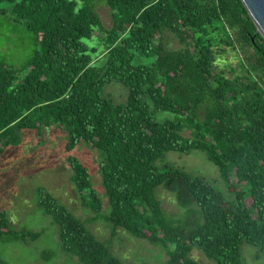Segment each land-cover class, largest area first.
<instances>
[{
  "label": "trees",
  "instance_id": "obj_1",
  "mask_svg": "<svg viewBox=\"0 0 264 264\" xmlns=\"http://www.w3.org/2000/svg\"><path fill=\"white\" fill-rule=\"evenodd\" d=\"M3 1L33 33L35 49L20 68L0 60V154L24 131L60 129L66 151L85 143L97 152L105 208L89 167L67 155L74 190L93 212L87 221L165 250L163 264H198L193 248L216 264H242L243 241L264 255V38L241 0H0L8 15ZM100 5L109 8L108 26ZM167 32L178 48L167 46ZM237 44L246 48L241 57ZM226 47L237 69L218 65ZM136 53L151 61L134 63ZM111 83L127 88L124 101L105 92ZM154 110L172 117L158 120ZM191 149L217 166L233 198L201 176L158 164L167 151ZM158 186L174 193L181 213L165 210ZM37 205L57 224L63 251L83 264H124L41 187ZM40 235L12 228L0 210V239Z\"/></svg>",
  "mask_w": 264,
  "mask_h": 264
},
{
  "label": "rangeland",
  "instance_id": "obj_2",
  "mask_svg": "<svg viewBox=\"0 0 264 264\" xmlns=\"http://www.w3.org/2000/svg\"><path fill=\"white\" fill-rule=\"evenodd\" d=\"M1 6L8 9V15L0 14V60L12 67L20 68L33 54L34 35L23 22L12 18L11 2L3 1ZM98 11L103 24L108 26L109 8L100 5ZM164 41L170 48L180 46L177 38L169 32L164 36ZM237 45L236 54L241 57L246 48ZM150 61V58L141 53H136L134 57V63ZM217 61L226 71L230 66L238 68L229 47L219 54ZM227 74L231 75L229 72ZM105 92L116 102L124 101L127 96V88L119 83L106 85ZM154 115L158 120L172 117V114L162 110H154ZM184 134L188 135L189 130L186 129ZM65 142V133L54 127L48 128L41 136L35 130H27L24 131L19 145L9 146L0 154V210L6 212L12 228L41 232V235L32 241L9 242L0 239V257L5 264H83L77 256L61 248L57 224L37 205L39 187L50 192L75 216L82 219L96 237L109 241L112 252L124 264H163L167 257L165 250L132 236L123 228H118L112 235V226L101 219L87 221L93 212L81 204L74 190L70 181L71 168L67 155H75L89 167L93 186L102 197L105 208L106 198L97 169V152L85 143H79L71 151H66ZM163 163L171 164L191 175L201 176L223 190L229 198L234 196L231 188L225 186L220 178L217 166L198 149H191L185 153L167 151L164 159L158 161L159 165ZM234 184L239 186L238 183ZM156 195L171 215L176 216L182 212L171 191L158 186ZM247 201L249 202L248 198ZM240 250L242 264H264V255L259 253L256 246L243 241ZM192 258L198 264H216L214 259L207 258L198 248H193Z\"/></svg>",
  "mask_w": 264,
  "mask_h": 264
},
{
  "label": "water",
  "instance_id": "obj_3",
  "mask_svg": "<svg viewBox=\"0 0 264 264\" xmlns=\"http://www.w3.org/2000/svg\"><path fill=\"white\" fill-rule=\"evenodd\" d=\"M257 32L264 38V0H241Z\"/></svg>",
  "mask_w": 264,
  "mask_h": 264
}]
</instances>
